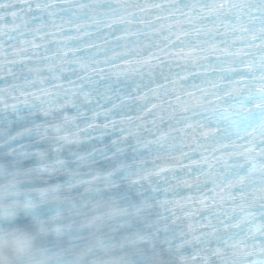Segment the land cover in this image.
<instances>
[{"label":"snow or ice","instance_id":"obj_1","mask_svg":"<svg viewBox=\"0 0 264 264\" xmlns=\"http://www.w3.org/2000/svg\"><path fill=\"white\" fill-rule=\"evenodd\" d=\"M0 191L66 264H264V0H0Z\"/></svg>","mask_w":264,"mask_h":264},{"label":"clouds","instance_id":"obj_2","mask_svg":"<svg viewBox=\"0 0 264 264\" xmlns=\"http://www.w3.org/2000/svg\"><path fill=\"white\" fill-rule=\"evenodd\" d=\"M3 192L0 191V198ZM16 217H12L15 219ZM17 242L20 244H27L31 247L32 256L26 257L23 264H66L64 257L58 253H49L46 249L41 248L36 241L35 236L27 230L19 227L15 230L14 235L5 237L0 240V264H13L11 258L6 254V249L14 247ZM45 257H50L45 259ZM72 264H76L73 260Z\"/></svg>","mask_w":264,"mask_h":264}]
</instances>
